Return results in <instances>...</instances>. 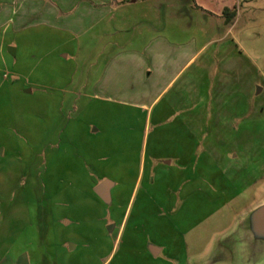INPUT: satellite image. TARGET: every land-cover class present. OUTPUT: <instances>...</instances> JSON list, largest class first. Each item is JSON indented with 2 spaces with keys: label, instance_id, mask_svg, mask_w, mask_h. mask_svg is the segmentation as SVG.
<instances>
[{
  "label": "rangeland",
  "instance_id": "1",
  "mask_svg": "<svg viewBox=\"0 0 264 264\" xmlns=\"http://www.w3.org/2000/svg\"><path fill=\"white\" fill-rule=\"evenodd\" d=\"M228 8L229 32L208 47L210 61L198 60L193 93L206 98L188 102L193 110L174 101L175 115L164 108L149 125L133 111L60 104L57 89L85 70L87 51L74 60L48 39L18 42L8 64L40 87L24 95L12 76L0 84V264L21 255L28 264H240L230 230L264 199V0ZM169 118L188 129L169 131ZM49 142L58 145L55 164L44 163ZM85 175L119 182V207L110 209L128 204L117 240L104 237L112 223Z\"/></svg>",
  "mask_w": 264,
  "mask_h": 264
},
{
  "label": "crops",
  "instance_id": "2",
  "mask_svg": "<svg viewBox=\"0 0 264 264\" xmlns=\"http://www.w3.org/2000/svg\"><path fill=\"white\" fill-rule=\"evenodd\" d=\"M122 1L0 0V84L10 82L14 77L13 81H21L24 95L32 93V86L40 84L32 81L28 74L11 69L8 58L14 62L19 53L20 40L38 38L39 43L48 39L55 42L53 48L66 49L65 58L78 60L80 53L87 51L85 63H81L85 70L76 79L70 78L65 86L57 89L60 104L68 101L73 105L74 100L81 99L87 101L86 111L90 106L95 110L116 107L133 111L143 115L146 125L152 119L156 123L162 122L164 116L161 111L164 108L169 109V117L175 115L174 101H186L181 103L182 106L189 105L185 108L193 110L196 104L192 103L190 107L191 100L206 98L202 92L193 93V83L199 74L196 70L198 60L210 61L209 54L205 53L208 47L229 32L231 24H227V19H230L231 11L228 6L236 0ZM220 33V36H215ZM225 51H230V47H226ZM188 113L194 114L192 111ZM175 120L169 118V131L187 128L181 119L180 124L172 125ZM53 143L49 142L43 147L45 164L56 163L58 145ZM167 163L170 164L171 160ZM140 174L141 168L137 171L136 181ZM87 177L85 175L84 178ZM89 179V188L85 189L92 192L96 202L104 204L102 208L107 211L105 225L112 223L104 237L109 242L111 237L117 240L128 204L121 214L117 211L112 213L110 209L113 204L119 207V182L105 175ZM42 180L43 183H38V196L46 194L47 178L43 177ZM103 181H107L106 201L95 192ZM60 182L63 181L60 179ZM132 194L133 190L129 199ZM263 201L245 210L230 230V236L235 237L238 245L240 264L251 262L242 249L239 222L248 210ZM41 212L46 214L50 211L42 209ZM113 243L106 260L112 253ZM147 249L153 256L161 252V248L152 244ZM13 260L15 262V257Z\"/></svg>",
  "mask_w": 264,
  "mask_h": 264
},
{
  "label": "water",
  "instance_id": "3",
  "mask_svg": "<svg viewBox=\"0 0 264 264\" xmlns=\"http://www.w3.org/2000/svg\"><path fill=\"white\" fill-rule=\"evenodd\" d=\"M106 185L107 181H103L95 189L103 201L107 200ZM238 229L242 234V249L245 256L251 264H258L264 257V201L242 216ZM26 262L25 255H21L17 260V264H26Z\"/></svg>",
  "mask_w": 264,
  "mask_h": 264
},
{
  "label": "trees",
  "instance_id": "4",
  "mask_svg": "<svg viewBox=\"0 0 264 264\" xmlns=\"http://www.w3.org/2000/svg\"><path fill=\"white\" fill-rule=\"evenodd\" d=\"M125 1H128V0H123L122 2H125ZM227 21H228V19H227Z\"/></svg>",
  "mask_w": 264,
  "mask_h": 264
}]
</instances>
